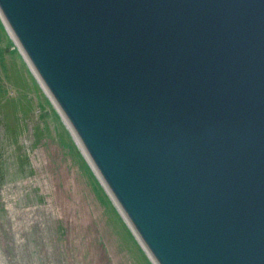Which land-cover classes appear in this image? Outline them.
I'll return each instance as SVG.
<instances>
[{
	"label": "water",
	"instance_id": "water-1",
	"mask_svg": "<svg viewBox=\"0 0 264 264\" xmlns=\"http://www.w3.org/2000/svg\"><path fill=\"white\" fill-rule=\"evenodd\" d=\"M156 264H264V0H0Z\"/></svg>",
	"mask_w": 264,
	"mask_h": 264
},
{
	"label": "rangeland",
	"instance_id": "rangeland-1",
	"mask_svg": "<svg viewBox=\"0 0 264 264\" xmlns=\"http://www.w3.org/2000/svg\"><path fill=\"white\" fill-rule=\"evenodd\" d=\"M0 16V264H154Z\"/></svg>",
	"mask_w": 264,
	"mask_h": 264
},
{
	"label": "trees",
	"instance_id": "trees-1",
	"mask_svg": "<svg viewBox=\"0 0 264 264\" xmlns=\"http://www.w3.org/2000/svg\"><path fill=\"white\" fill-rule=\"evenodd\" d=\"M6 179V175L3 171V168L0 165V182L2 183Z\"/></svg>",
	"mask_w": 264,
	"mask_h": 264
},
{
	"label": "bare ground",
	"instance_id": "bare-ground-1",
	"mask_svg": "<svg viewBox=\"0 0 264 264\" xmlns=\"http://www.w3.org/2000/svg\"><path fill=\"white\" fill-rule=\"evenodd\" d=\"M73 135H74V134H73ZM74 138H75V140H76V143L79 145V142H78V140L76 139V137H75V136H74ZM75 140H74V141H75ZM79 147H80V145H79ZM80 148H81V147H80ZM81 151H83V150H82V148H81ZM83 153H84V151H83ZM84 155H85L86 159L88 160V162H90V160L87 158V156H86V154H85V153H84ZM89 164H90V165H92V163H91V162H90ZM91 167H92V169L94 168V167H93V165H92ZM94 169H95V168H94Z\"/></svg>",
	"mask_w": 264,
	"mask_h": 264
}]
</instances>
